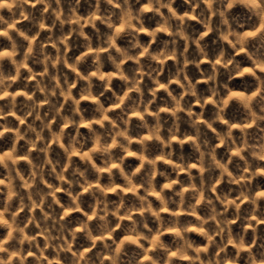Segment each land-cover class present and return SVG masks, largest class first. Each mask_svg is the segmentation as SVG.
<instances>
[{"label":"clouds","instance_id":"obj_1","mask_svg":"<svg viewBox=\"0 0 264 264\" xmlns=\"http://www.w3.org/2000/svg\"><path fill=\"white\" fill-rule=\"evenodd\" d=\"M5 138L0 264H264V0H0Z\"/></svg>","mask_w":264,"mask_h":264},{"label":"rangeland","instance_id":"obj_2","mask_svg":"<svg viewBox=\"0 0 264 264\" xmlns=\"http://www.w3.org/2000/svg\"><path fill=\"white\" fill-rule=\"evenodd\" d=\"M180 8H181V10H183V6L182 5H180ZM236 12H240L241 13V16L242 17H244L246 14H244L243 12H242V10L241 9H236L235 10ZM197 27H199L198 25H197ZM143 39H147V37H143ZM211 39V37H209V40ZM126 41L125 40H121L120 41V43L121 44H124ZM241 59H243L242 57H241ZM247 61H245V63H246ZM205 66H207L206 64H205ZM194 71V70H193ZM244 81L245 82H248V81H251V77H245L244 78ZM119 82L118 81H114V86L116 85V84H118ZM233 83H234V85L235 86H237V87H242L243 86V84H242V82H241V80H240V78H237L235 81H233ZM175 87V86H174ZM202 89L205 87L203 84H201V86H200ZM198 107V106H197ZM229 116L230 117H234V118H238L239 117V115L241 114L240 113V110L238 109V108H236L235 106H233L232 108H230L229 109ZM81 131L82 132H86V129H81ZM8 143H10V141L8 140V138H5V140L4 141H0V144H3L4 146H7V144ZM190 150H189V148H188V146L187 145H185V152L187 153V152H189ZM135 163H137L136 161H134V160H129V162H128V164L126 165V167H130L131 165H133V164H135ZM259 182L260 183H264V178H260L259 179ZM226 187V186H225ZM63 198V197H62ZM90 198L89 197H87V196H85V201L87 202L88 200H89ZM75 215V214H74ZM261 230L262 231H264V226H261ZM0 231H2V230H0ZM117 235H119V232L117 233ZM194 238H196V239H200L199 237H194ZM250 238V237H249ZM81 239H82V237H81ZM166 239H169L168 237H166ZM129 252H132V249H129Z\"/></svg>","mask_w":264,"mask_h":264}]
</instances>
